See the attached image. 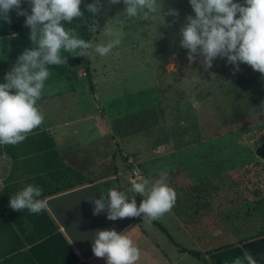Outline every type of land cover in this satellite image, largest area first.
Segmentation results:
<instances>
[{
    "label": "rangeland",
    "instance_id": "rangeland-1",
    "mask_svg": "<svg viewBox=\"0 0 264 264\" xmlns=\"http://www.w3.org/2000/svg\"><path fill=\"white\" fill-rule=\"evenodd\" d=\"M157 3L162 16L170 9L179 15L162 21L158 12H141L118 23L122 0H100L91 41L120 44L106 56L93 53L91 90L84 79L71 80L75 93L37 106L64 148L70 136L85 145L79 147L92 160L93 176L117 169L121 190L126 179L131 187L129 158L150 181L166 170V183L177 193L171 210L200 255L264 234V160L253 149L264 137V76L247 64L235 71L226 58H216L207 71L202 57L190 63L180 47V28L194 17L189 0ZM61 54L73 62L77 51ZM49 71L47 93L65 90L66 64ZM193 75L199 83H186Z\"/></svg>",
    "mask_w": 264,
    "mask_h": 264
},
{
    "label": "clouds",
    "instance_id": "clouds-1",
    "mask_svg": "<svg viewBox=\"0 0 264 264\" xmlns=\"http://www.w3.org/2000/svg\"><path fill=\"white\" fill-rule=\"evenodd\" d=\"M31 5V14L21 8L22 0H0V18L10 23L9 12L15 10L17 16L25 17V26L30 29V40L36 46L25 49L17 58L12 69L0 83V145H17L27 138V134L38 128L44 121V114L37 106L42 95L45 81L50 76L49 65L63 66L67 59L63 52L75 53L80 57L92 58L93 53L108 55L120 44L119 40L108 44H94L84 40L71 29H66L62 21L71 23L81 18L82 0H27ZM125 5L123 19L118 23L136 17L141 12L159 13L163 16H178V11L170 9L163 13L162 3L157 0H122ZM110 4L121 0H109ZM194 17H186V23L180 28V47L188 50L187 59L195 62L197 57L205 71L213 66L216 58H226L228 64L239 71V64H247L253 71L264 76V0H189ZM87 11L95 16L101 10L100 0L86 5ZM238 16V18H237ZM90 33H96L97 25H87ZM107 27V25H106ZM200 77L193 75L186 83H199ZM167 171L162 170L159 178L150 181L134 169L130 175L131 187L126 191L109 188L107 195L99 198L86 197L85 202L93 205L92 214L106 212L109 221L141 217L151 223L171 211L177 193L167 183ZM134 176L135 178H131ZM144 197L137 206L135 197L127 193ZM43 189L28 184L22 190L10 196L9 207L20 212L27 209L39 214L48 207L46 199H39ZM91 251L96 258L106 260V264H139L141 249L134 240L126 235V230L117 233L114 229L95 232ZM232 264H257L248 252L236 257Z\"/></svg>",
    "mask_w": 264,
    "mask_h": 264
},
{
    "label": "crops",
    "instance_id": "crops-1",
    "mask_svg": "<svg viewBox=\"0 0 264 264\" xmlns=\"http://www.w3.org/2000/svg\"><path fill=\"white\" fill-rule=\"evenodd\" d=\"M23 1L25 0H22V3ZM14 12L16 13L15 10ZM8 15L11 21L14 15L12 13ZM29 36L30 32L19 33L12 30L0 34V71L4 69L5 73L9 72L25 49L36 47ZM69 63L71 64V62L66 63L67 69ZM56 68V65L48 66V69ZM69 83L70 80L67 78V90L47 93V89H43L41 96L44 98L37 104L75 93ZM40 126L54 139L64 163L81 172L86 183L115 179L117 190L124 191V188H130L126 179L127 185H123V189H120V172L115 168L111 174H108L109 176H93V171L90 170L93 166L92 160L85 159L80 148L85 145H79L75 140H71L73 136H68L70 141H67L68 147L64 148V141L55 136L54 130L47 128L43 123ZM85 126L92 128L87 124ZM30 148L23 142L17 145H0V264H106L105 259L94 256L83 260L48 208L39 214L30 213L27 209L20 212L10 209V196L32 184L35 178L31 174L32 167L34 170L40 166V162L32 161L29 152L26 153ZM89 174L92 178L87 176ZM133 196L139 206L144 197L135 194ZM51 197L54 196L39 197V199L47 200ZM142 216L143 214L141 217L131 218L132 221L123 230H126V235H129L141 249L139 264H232L234 258L242 257L245 252L250 253L257 264H264V234L219 246L200 255H192L189 251L195 250L191 248V241L192 243L194 241L172 210L156 219L165 232L154 222L143 221Z\"/></svg>",
    "mask_w": 264,
    "mask_h": 264
},
{
    "label": "trees",
    "instance_id": "trees-1",
    "mask_svg": "<svg viewBox=\"0 0 264 264\" xmlns=\"http://www.w3.org/2000/svg\"><path fill=\"white\" fill-rule=\"evenodd\" d=\"M23 2L24 3L22 4H27V0ZM93 2L94 0H82L80 9L83 13V16L81 18H75L71 23L64 21L61 22L65 28L78 31L80 33L79 38H82L86 41L91 39V33L88 31L87 25H90L94 22L93 15L87 11L86 5ZM22 4L21 8L27 10L28 14H31V5L29 4L23 6ZM9 13L14 15L10 23H6L2 18H0V34H3L8 30L17 31L19 33L30 32V29L25 26L24 16H17L14 10ZM78 52L79 50H77L74 61L71 62V64H68L67 77L70 80V83L71 80L84 79L86 81V86H88L91 90L90 58L80 57ZM5 74L6 73L4 69L0 71V83L5 82ZM72 89L75 90V87H72ZM42 98H44V96H41L39 100ZM23 143L31 147L29 151H26V153L29 152L28 154L31 160L36 163L40 162V166L36 167L34 170L32 167L31 171V174L35 176V178L32 180V184L38 185L43 189V194L40 198L57 196L59 194L83 187L86 184H94L92 181L86 183L81 172H78L64 163L57 150L54 139L47 131L42 129L41 126L27 134V138L23 141ZM100 183L104 187L106 194L109 188H116L115 179ZM127 219L129 222L132 221L131 218ZM156 224L161 228L162 231L165 232V229L161 225L158 223ZM189 253L192 255H198L194 251H189Z\"/></svg>",
    "mask_w": 264,
    "mask_h": 264
},
{
    "label": "water",
    "instance_id": "water-1",
    "mask_svg": "<svg viewBox=\"0 0 264 264\" xmlns=\"http://www.w3.org/2000/svg\"><path fill=\"white\" fill-rule=\"evenodd\" d=\"M263 140L264 137L262 136L259 141H255L253 149L255 155L264 160ZM100 195L106 196L107 194L99 182L47 199L49 212L58 225L62 227L65 235L83 260H88L94 256L91 248L96 231L114 229L120 233L129 224L126 218L109 221L106 218V212L94 216L92 214L93 205L85 202V198H99Z\"/></svg>",
    "mask_w": 264,
    "mask_h": 264
},
{
    "label": "built area",
    "instance_id": "built-area-1",
    "mask_svg": "<svg viewBox=\"0 0 264 264\" xmlns=\"http://www.w3.org/2000/svg\"><path fill=\"white\" fill-rule=\"evenodd\" d=\"M128 163L130 164V167H131V173H130V175L133 173V170L134 169H137V167H136V165L132 162V158H129L128 159ZM131 178H135L134 176H132Z\"/></svg>",
    "mask_w": 264,
    "mask_h": 264
},
{
    "label": "flooded vegetation",
    "instance_id": "flooded-vegetation-1",
    "mask_svg": "<svg viewBox=\"0 0 264 264\" xmlns=\"http://www.w3.org/2000/svg\"><path fill=\"white\" fill-rule=\"evenodd\" d=\"M264 141V140H263ZM260 145V143L258 144V146Z\"/></svg>",
    "mask_w": 264,
    "mask_h": 264
}]
</instances>
